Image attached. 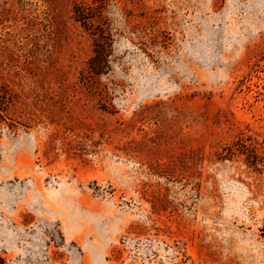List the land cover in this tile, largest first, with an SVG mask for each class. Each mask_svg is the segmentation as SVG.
Returning <instances> with one entry per match:
<instances>
[{
  "label": "rangeland",
  "instance_id": "rangeland-1",
  "mask_svg": "<svg viewBox=\"0 0 264 264\" xmlns=\"http://www.w3.org/2000/svg\"><path fill=\"white\" fill-rule=\"evenodd\" d=\"M0 264H264V0H0Z\"/></svg>",
  "mask_w": 264,
  "mask_h": 264
},
{
  "label": "trees",
  "instance_id": "trees-1",
  "mask_svg": "<svg viewBox=\"0 0 264 264\" xmlns=\"http://www.w3.org/2000/svg\"><path fill=\"white\" fill-rule=\"evenodd\" d=\"M78 9H79V7H78ZM76 16H77L78 19H83V20L86 19L85 12H83L82 9L78 10Z\"/></svg>",
  "mask_w": 264,
  "mask_h": 264
}]
</instances>
